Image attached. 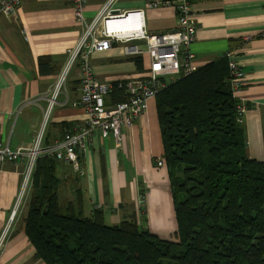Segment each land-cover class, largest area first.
<instances>
[{"label": "crops", "instance_id": "1", "mask_svg": "<svg viewBox=\"0 0 264 264\" xmlns=\"http://www.w3.org/2000/svg\"><path fill=\"white\" fill-rule=\"evenodd\" d=\"M106 1L87 0L86 20L94 19ZM150 1L117 0L113 7L121 12L142 10L150 33L176 29L174 6L152 8ZM186 1L197 24L190 46L194 65L197 69L224 55L238 64L243 87L236 98L246 106L247 153L264 162V0ZM81 34L73 0H21L14 15H0V141L11 149L29 146L42 126L48 92ZM134 57L125 53L124 44L114 42L108 50L93 52L89 62L99 80L126 82L142 76L147 67V56H139L141 71ZM79 96L80 82L74 70L48 120L45 144L86 125L85 109L70 105ZM113 99L110 94L106 101L114 104ZM121 131L120 146L112 134L103 137L97 132L81 158V171L56 158L60 202L80 203L86 216L101 209L108 225L136 218L152 233L172 240L177 223L168 169L157 166L163 144L156 97L149 100L145 113ZM24 169V160L6 161L0 168V238L16 205ZM31 192L32 184L25 200ZM28 200L2 241L0 264H45L35 257L24 231Z\"/></svg>", "mask_w": 264, "mask_h": 264}, {"label": "trees", "instance_id": "2", "mask_svg": "<svg viewBox=\"0 0 264 264\" xmlns=\"http://www.w3.org/2000/svg\"><path fill=\"white\" fill-rule=\"evenodd\" d=\"M142 70V59L133 58ZM42 65V64H41ZM224 55L156 95L177 229L164 239L136 218L105 223L62 205L56 158L38 159L24 231L45 264H264V162L247 153ZM113 103L126 98L115 87Z\"/></svg>", "mask_w": 264, "mask_h": 264}, {"label": "built area", "instance_id": "3", "mask_svg": "<svg viewBox=\"0 0 264 264\" xmlns=\"http://www.w3.org/2000/svg\"><path fill=\"white\" fill-rule=\"evenodd\" d=\"M117 0H107L101 11L92 20H86L84 10L87 0H73L75 16L82 27V34L76 46L68 52L67 60L57 75L56 81L48 92V107L43 124L27 147L11 149L0 141V168L6 161L25 162L23 180L16 205L11 212L9 224L0 238V247L10 226L31 188L37 161L42 156L55 157L72 164L81 171V158L97 132L103 137L112 134L117 146L122 141V127L130 126L148 109V102L155 98L160 89L180 76L191 74L195 69V54L190 46L195 41L197 24L190 4L186 0H151L149 7L173 5L178 25L173 31L150 33L145 27L142 10L116 11ZM21 0H0V15H14ZM124 44L128 55L147 56V67L142 76L126 82H104L95 75L89 59L95 51H105L112 44ZM144 43L147 48L141 47ZM232 80L231 88L236 97L243 87V72L237 63L229 60ZM77 70L80 82V96L70 102L73 107H82L86 111V125L76 132H69L52 144H45L46 128L50 115L59 103V97L66 92L71 73ZM125 90L126 98L108 104L106 99L115 88ZM65 103H68L67 101ZM246 106L239 104L241 120ZM157 166H166L164 158L157 160Z\"/></svg>", "mask_w": 264, "mask_h": 264}, {"label": "rangeland", "instance_id": "4", "mask_svg": "<svg viewBox=\"0 0 264 264\" xmlns=\"http://www.w3.org/2000/svg\"><path fill=\"white\" fill-rule=\"evenodd\" d=\"M143 45H144V44H143ZM142 199H143V198H142ZM27 200H28V198H27ZM27 200H25V201H24L23 205H25V204H26V201H27ZM28 201H29V200H28ZM137 221H138V220H137ZM138 222H139V221H138ZM139 223H140V222H139Z\"/></svg>", "mask_w": 264, "mask_h": 264}]
</instances>
